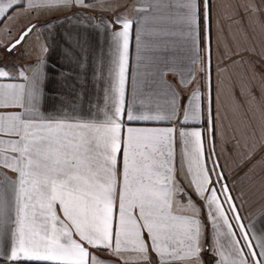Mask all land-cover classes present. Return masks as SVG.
<instances>
[{
  "label": "snow or ice",
  "instance_id": "snow-or-ice-1",
  "mask_svg": "<svg viewBox=\"0 0 264 264\" xmlns=\"http://www.w3.org/2000/svg\"><path fill=\"white\" fill-rule=\"evenodd\" d=\"M137 3V18L117 15L91 26L81 20L85 31L60 33L58 64L50 63L45 43L34 65H0V264H208L205 252L211 264H264V226L258 223L264 213L244 222L215 148L212 0ZM91 6V0H0V24L20 10L39 15ZM226 9L225 17L241 25L242 40L232 41L235 48L226 40L225 56L244 75L221 81L235 124L221 121L220 130L227 136L231 128L233 151L264 168V67L258 72L252 60L257 29L264 36V3L246 0ZM38 28L29 24L0 48L18 51ZM169 75L191 88L188 97ZM204 82L207 129L138 126L170 123L181 100L182 122H199ZM90 84L102 98L89 100L85 111ZM52 96L58 103L49 111Z\"/></svg>",
  "mask_w": 264,
  "mask_h": 264
},
{
  "label": "crops",
  "instance_id": "crops-1",
  "mask_svg": "<svg viewBox=\"0 0 264 264\" xmlns=\"http://www.w3.org/2000/svg\"><path fill=\"white\" fill-rule=\"evenodd\" d=\"M92 6L89 8H62L58 11L43 13L39 15H32L31 13H24L20 10V15L13 14L9 19L0 24V42L8 43L15 40L21 30L27 27L29 24L37 23L39 25L38 30L33 34L27 42L19 48L18 51L13 53H7L3 48H0V65L7 64L10 68L13 65L27 66L34 65L35 62L42 55L41 45L48 43L50 45V51L48 58L50 63L58 64L61 56L60 52V33L63 32H75L85 31L84 27L80 26L82 20L86 25H94L100 22L108 23L117 15H127L128 18H137L136 11L133 9L139 7L137 0H91ZM246 0H212V15H211V34H212V48H213V63L215 65L214 76V89L215 98L211 100V107L215 110L216 124L218 133L216 136V152L219 153V160L224 164V171L228 174V182L234 185V192L236 193L238 205L242 204L240 208L241 215L245 223H252L257 221V218L264 213V168H253L255 161L245 163L239 153L233 151L231 144V128H228V135L225 136L220 130L221 121L225 126L229 124H235L232 119L230 111V102L227 97L223 96L221 92V81L228 76H231L234 80H239L244 75V69L239 64H232L227 61L225 56L226 43L235 48L232 44L233 40H242V27L239 23H234L225 17L226 6L236 5L238 3H245ZM258 2L264 3V0H258ZM9 29L11 35H9ZM223 29V31H221ZM138 31V26L134 25L132 29V37L130 39V71L131 75L135 76L136 69V40L135 33ZM95 37V33H93ZM253 41L256 44L258 54L252 57L254 63L258 65L257 71H260L261 67H264V58L259 54L264 51V36L259 35V29H257V35L253 37ZM204 45V24L201 22V41L200 49L203 52ZM248 55L245 54V59H248ZM234 59H237L234 57ZM227 67V72L221 73V69ZM197 80L200 79V65L196 66ZM12 70H15L12 68ZM29 74L31 71L29 70ZM168 79L175 86L181 97H188L191 92L190 87H183L179 83L180 77L178 75H169ZM257 86L261 83L259 79L255 81ZM54 87V85H53ZM201 91L204 92L205 98L202 103L203 117L199 122L183 123L184 113V101L181 100L180 111L176 119L168 122L160 123H141L138 126L142 127H175L177 133L180 130L191 131L193 129H207L209 127L208 120V104L210 100L208 98V85L204 82ZM102 93L99 88L93 89L91 84L87 90V96L84 101L87 111V104L89 100H100ZM58 102L54 96L50 97L47 102V108L52 111L54 106ZM128 103H133V93L131 87L128 90ZM227 109V111H226ZM262 135L258 132V136ZM182 144L180 137H176V151L178 154L182 150ZM259 159V157H257ZM251 169V171H249ZM248 173L246 176L245 173ZM11 176L12 173H9ZM182 182L187 187L186 180L181 177ZM191 192V188H188ZM241 193L243 196L241 197ZM193 199L195 196L193 195ZM207 223V221H205ZM260 226H264V221L258 222ZM210 242L209 229L205 228V244ZM205 260L208 264H211L212 257L205 252Z\"/></svg>",
  "mask_w": 264,
  "mask_h": 264
}]
</instances>
